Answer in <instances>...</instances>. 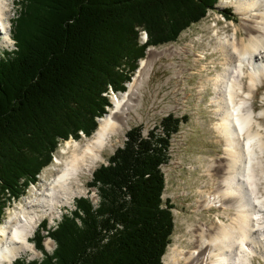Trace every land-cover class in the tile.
Listing matches in <instances>:
<instances>
[{
    "label": "trees",
    "instance_id": "trees-1",
    "mask_svg": "<svg viewBox=\"0 0 264 264\" xmlns=\"http://www.w3.org/2000/svg\"><path fill=\"white\" fill-rule=\"evenodd\" d=\"M219 1L19 0L16 49L0 56V223L61 140L94 133L112 106L110 90L127 89L146 48L176 42ZM139 27L148 33L142 45ZM185 119L170 113L163 132L153 128L148 137L132 127L109 164L94 172L100 206L79 199L75 216L65 215L50 232L52 254L13 264H164L175 219L163 197V165Z\"/></svg>",
    "mask_w": 264,
    "mask_h": 264
},
{
    "label": "bare ground",
    "instance_id": "bare-ground-1",
    "mask_svg": "<svg viewBox=\"0 0 264 264\" xmlns=\"http://www.w3.org/2000/svg\"><path fill=\"white\" fill-rule=\"evenodd\" d=\"M12 1L0 0V34L4 45L12 41L9 16ZM230 4L241 21L232 22V33L215 29L213 51L219 54L222 69L214 77L205 79L212 81L211 102L215 106L212 111L218 118L215 128L224 143V152L208 167V174L214 170L219 178L216 191L202 192L197 205L198 210L217 207L225 219L191 223L186 237L189 245H173L166 254L171 264H253L255 257L264 261V123L261 121L264 108L257 109L254 102L255 90L264 86V0H231ZM140 37L145 44L147 31L141 30ZM184 50L190 49L149 48L128 88L113 98V105L99 118L94 133L85 141H66L61 149L65 155L56 159V175L43 180L37 193L8 209L0 223V264H13L20 256L24 260V254L34 257L39 255V250L43 255L25 260L41 262L46 253L54 252L57 243L51 236L53 241L47 243L53 245L51 251L44 243L43 248H37L30 237L45 216L50 217V225L47 221L41 233L47 230L50 234L65 215L70 216L77 209L76 204L70 214L62 213L63 207L71 206L86 193L82 176L92 174L106 160L105 153L117 145L129 127L156 63L166 54ZM198 55L199 58L206 56L204 52ZM94 194L95 191L87 199L97 209L101 203L100 191L96 204ZM227 209L233 211L228 213Z\"/></svg>",
    "mask_w": 264,
    "mask_h": 264
},
{
    "label": "rangeland",
    "instance_id": "rangeland-1",
    "mask_svg": "<svg viewBox=\"0 0 264 264\" xmlns=\"http://www.w3.org/2000/svg\"><path fill=\"white\" fill-rule=\"evenodd\" d=\"M230 1L231 0H220L215 9L210 10L205 18L183 31L176 42L149 46L146 48L145 57L143 58L148 56V49L151 47L162 49L174 46L175 49H179L182 46L190 50H184L173 55L166 54L162 60L156 63L152 76L144 88L143 101L132 114L129 127L120 136V141L117 145L105 153L106 160L100 162L95 168L96 170L102 164L109 162V158L114 152L124 145L126 140L125 137H127L126 134L132 127L141 126L143 132L146 133L153 128H158L159 125L162 126V119L170 113L175 114L177 117H186L181 123L180 128H182L180 132H177L179 134L175 133L171 138V159L164 166L167 184L163 197L164 200H168L174 205L173 213L175 219V231L172 236V242L163 257L164 264H171L166 256L171 246L176 244L187 246V229L191 223L194 224L199 221H207L210 223L217 218L220 220L225 219L223 214H221V212H223L220 211L221 209L213 207L212 209L198 210L197 205L199 198L202 196V192L216 191V181L219 178L214 170L211 171L212 174H208V172L211 162L221 158L224 152V143L215 128V123L218 121V118L214 111H212L213 108H215L214 104L211 102V97L214 95V91L211 87L212 81L205 79L214 77L216 75L215 73H218V71L222 69V66L219 64V54L213 51L215 29H222V33H232V22L239 23V21H241L234 7L230 4ZM22 7L19 0L11 2L9 16L11 20L10 33L12 41L10 44H2L0 34V56H3V52L6 50L12 51L16 48V41L12 35L15 30L13 22L15 21L14 18L19 16ZM141 29L142 27H139L138 32H140ZM143 41L144 38L140 37L139 34V43L141 45ZM203 52L206 56L199 58L198 54ZM141 59L138 60V67L140 66ZM204 65H206L207 68H204ZM137 69L133 73V77ZM129 82L126 84L127 88ZM204 85L206 88L201 90L200 86ZM123 92L124 91L116 92L115 95L110 92L109 97L113 100L114 97L121 95ZM263 94L264 86L255 90L254 102L256 107H258L257 109L264 108V100L262 99ZM110 108L111 107H109V110ZM97 120L99 123V118H97ZM261 121L264 123V117L261 118ZM87 137L89 136L81 131L80 138L70 136L68 140L85 141ZM68 140H61L60 143H58V147L53 153L50 164L40 171L37 175L38 178L36 182H32L28 185L27 192L24 195L19 199L12 200L5 207L3 218L8 209L16 207L20 201L37 193L36 191L41 187L43 180L51 178L52 175H56V159L57 157L65 155L62 153L61 149ZM94 172L82 176V183L86 193L82 194L80 198L83 197L87 199V197L93 195L96 188L91 187L94 186ZM80 198H76L71 206L63 207L62 213L70 214L71 211L76 208L77 201ZM77 210H79V207ZM77 210H75L70 217H74ZM231 211L233 210H226L228 213H231ZM62 213L61 217L63 216ZM216 213L218 215H216ZM48 217L49 216H45L41 220L42 226L41 224V227L38 226L35 230V234L30 237V241L35 245L37 244V248L41 247L40 243L42 246L44 243L46 249L51 251L53 245L48 246L47 243L54 238L51 234L45 232L47 230L40 234V243H38L37 239V234H39L40 229L47 226V221L49 224L50 217ZM58 217H56L52 224L56 222ZM44 219H47V221H44ZM49 236H51L52 239L49 238ZM39 252V255L34 257L24 254L22 258L27 260L36 259L43 255V252L40 250ZM253 264H264V261L260 257H255Z\"/></svg>",
    "mask_w": 264,
    "mask_h": 264
},
{
    "label": "built area",
    "instance_id": "built-area-1",
    "mask_svg": "<svg viewBox=\"0 0 264 264\" xmlns=\"http://www.w3.org/2000/svg\"><path fill=\"white\" fill-rule=\"evenodd\" d=\"M158 129V131H160V132H163V127L161 126V125H159V127L157 128ZM148 133H149V131L148 132H144V135L146 136V137H148ZM125 139H127V137H125ZM172 147V146H171ZM109 163V162H108ZM108 163H106V164H108ZM164 166L165 165H163V171H165V169H164ZM91 187H96L95 188V194H94V201H95V204H96V196H99V188L97 187V186H91ZM47 241V240H46Z\"/></svg>",
    "mask_w": 264,
    "mask_h": 264
},
{
    "label": "snow or ice",
    "instance_id": "snow-or-ice-1",
    "mask_svg": "<svg viewBox=\"0 0 264 264\" xmlns=\"http://www.w3.org/2000/svg\"><path fill=\"white\" fill-rule=\"evenodd\" d=\"M257 203H259V202L257 201Z\"/></svg>",
    "mask_w": 264,
    "mask_h": 264
}]
</instances>
